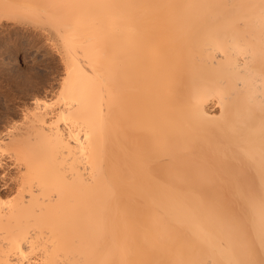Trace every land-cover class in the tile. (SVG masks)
Listing matches in <instances>:
<instances>
[{
    "label": "bare ground",
    "instance_id": "6f19581e",
    "mask_svg": "<svg viewBox=\"0 0 264 264\" xmlns=\"http://www.w3.org/2000/svg\"><path fill=\"white\" fill-rule=\"evenodd\" d=\"M20 1L61 75L0 98V264H264V0Z\"/></svg>",
    "mask_w": 264,
    "mask_h": 264
},
{
    "label": "rangeland",
    "instance_id": "374dc122",
    "mask_svg": "<svg viewBox=\"0 0 264 264\" xmlns=\"http://www.w3.org/2000/svg\"><path fill=\"white\" fill-rule=\"evenodd\" d=\"M19 1L20 0H18V2ZM46 1L47 0H21L20 2L28 6L32 5V9L33 5L37 4V6H43L44 8L50 4H54V1L51 3L50 1ZM41 3L43 4L41 5ZM27 9L29 10V7ZM23 15L24 16L21 15V18L25 20V16L28 14L26 13ZM29 19L31 20L32 18H28V21H30ZM24 20L22 23L26 28L18 30L17 32L16 30H9L3 31L2 34L0 33L2 35H0V98L7 104L11 103L9 105H24L22 104L23 102L27 104L33 97H42V95L46 93H53L61 75V67L55 56L43 54L41 52L34 53L33 48L37 47L39 44L42 45L43 40L40 37L38 38L35 30L36 28L34 29L35 26H32L34 21L31 20V22H27L26 25V23H24L26 21ZM9 24L11 23H8V25ZM10 31L12 32L10 33ZM28 52H30V55ZM25 53L28 54V61L26 60L24 62L26 64V70L21 72L19 68L22 67V59L24 56L26 57ZM25 100L29 101L26 103Z\"/></svg>",
    "mask_w": 264,
    "mask_h": 264
}]
</instances>
